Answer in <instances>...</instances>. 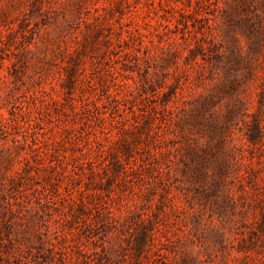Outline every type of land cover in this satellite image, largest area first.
I'll return each mask as SVG.
<instances>
[{
	"label": "trees",
	"instance_id": "obj_1",
	"mask_svg": "<svg viewBox=\"0 0 264 264\" xmlns=\"http://www.w3.org/2000/svg\"><path fill=\"white\" fill-rule=\"evenodd\" d=\"M160 9V53L152 57L146 46L142 55L132 52L125 75L136 87L109 94L105 116L95 106L118 137L94 153L81 148L75 167L86 169L88 181L62 197L58 233L43 237L31 224L20 228L19 203L2 201L0 246L18 248L37 237L51 264H119V253L127 264H198L191 250L173 249L168 235L177 197L192 213L193 230L207 207L218 208L222 229L228 221L246 226L237 251L264 264V0H170ZM79 72L71 68L67 83ZM237 132L245 147L234 143ZM98 166L125 187L95 181ZM234 184L248 196L235 198ZM220 228L212 235L218 244Z\"/></svg>",
	"mask_w": 264,
	"mask_h": 264
},
{
	"label": "rangeland",
	"instance_id": "obj_2",
	"mask_svg": "<svg viewBox=\"0 0 264 264\" xmlns=\"http://www.w3.org/2000/svg\"><path fill=\"white\" fill-rule=\"evenodd\" d=\"M169 3L0 0V203H19L14 205L20 210V228L31 224L43 237L58 233V221L66 211L62 197L76 193L78 185L88 181L86 169L75 167L81 148L94 153L99 143L106 147L110 139L118 137L108 120L101 121L95 106L105 116L109 94L122 95L126 88L136 87L125 75L128 57L132 52L142 55L145 46L152 57L160 53L161 23L165 22L160 8ZM71 68L80 72L70 85L66 76ZM241 137L240 132L235 133L234 143L243 144ZM252 166L258 167L256 158H252ZM95 169L93 179H101L103 186L109 179L111 189L125 187L110 170ZM244 188L253 191L247 185ZM232 193L235 198L245 194L236 184ZM172 194L180 192L173 188ZM178 200L175 197L176 213L168 224L173 249L191 250L198 256V264H252L237 251L240 237L247 236L246 226L228 221L222 229L215 212L218 208L207 207L193 230L192 213ZM241 200L258 206L255 200ZM218 227L224 231L222 244L212 236ZM81 239L87 247L100 251V246L93 248L90 240ZM20 242L18 248L15 244L0 246V264L52 263L47 244L41 246L37 237ZM120 243L126 246L125 241ZM119 255V264H127V258ZM57 258L55 254L54 260ZM90 258L96 260L98 254H90Z\"/></svg>",
	"mask_w": 264,
	"mask_h": 264
}]
</instances>
